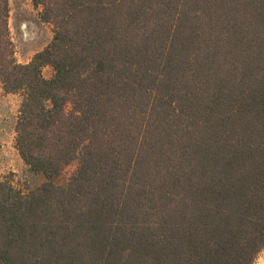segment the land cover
<instances>
[{"label": "trees", "instance_id": "trees-1", "mask_svg": "<svg viewBox=\"0 0 264 264\" xmlns=\"http://www.w3.org/2000/svg\"><path fill=\"white\" fill-rule=\"evenodd\" d=\"M33 4L54 34L21 63L0 0V81L21 96L15 146L46 179L0 180V264H254L264 0Z\"/></svg>", "mask_w": 264, "mask_h": 264}, {"label": "rangeland", "instance_id": "rangeland-1", "mask_svg": "<svg viewBox=\"0 0 264 264\" xmlns=\"http://www.w3.org/2000/svg\"><path fill=\"white\" fill-rule=\"evenodd\" d=\"M9 36L16 59L27 63L35 53L41 51L53 38V25L41 17V9L33 0H9ZM43 74L50 78L53 68L43 67ZM21 104V96L8 93L0 81V180H9L23 192L35 188L45 181L43 173L31 170L15 146V128ZM77 164L68 165L58 181L65 182ZM254 264H264V250Z\"/></svg>", "mask_w": 264, "mask_h": 264}]
</instances>
